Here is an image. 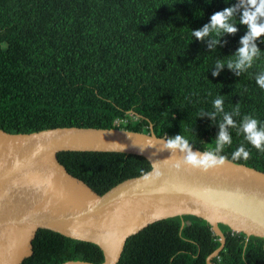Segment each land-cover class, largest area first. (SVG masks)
<instances>
[{
  "label": "trees",
  "instance_id": "trees-1",
  "mask_svg": "<svg viewBox=\"0 0 264 264\" xmlns=\"http://www.w3.org/2000/svg\"><path fill=\"white\" fill-rule=\"evenodd\" d=\"M237 0H0V128L29 133L55 127L117 128L168 139L181 134L199 151H213L220 117L213 111L223 95L224 109L239 104L264 124V72L260 56L240 77L227 66L212 76L216 61L227 62L247 27L222 37L208 51L191 31L210 22ZM226 41V43H225ZM246 90V91H245ZM115 119H125L115 124ZM231 145L222 155L264 173V152L229 129ZM243 144L250 157L232 159ZM61 162L115 182L147 169L146 161L119 152L66 151ZM224 242L212 264H264V239L243 236L217 224ZM219 241L198 217L171 218L146 226L124 240L115 264H205ZM89 241L56 232L38 233L31 253L19 264L101 263Z\"/></svg>",
  "mask_w": 264,
  "mask_h": 264
},
{
  "label": "water",
  "instance_id": "water-1",
  "mask_svg": "<svg viewBox=\"0 0 264 264\" xmlns=\"http://www.w3.org/2000/svg\"><path fill=\"white\" fill-rule=\"evenodd\" d=\"M166 140L150 130L68 126L11 133L0 128V264H19L29 256L42 230L92 242L102 252L98 264H115L127 237L185 216L205 220L218 238L205 264L222 248L219 223L264 239V173L226 159L208 170L191 168L179 154L162 150ZM66 151L138 155L147 169L111 182L63 164L60 155Z\"/></svg>",
  "mask_w": 264,
  "mask_h": 264
},
{
  "label": "clouds",
  "instance_id": "clouds-1",
  "mask_svg": "<svg viewBox=\"0 0 264 264\" xmlns=\"http://www.w3.org/2000/svg\"><path fill=\"white\" fill-rule=\"evenodd\" d=\"M238 14L239 24L245 25L247 32L240 38V47L232 55L235 59H229L227 62L219 59L216 61L211 73L213 77L219 76L225 65L228 70L240 77L242 73L252 68L254 62L259 58L261 50L257 46V40L264 38V0H237L234 5L212 14L210 22L202 28L191 31L193 38L201 43L207 42L208 51H213L221 46L222 37L238 32L235 22ZM261 42L264 43V40ZM255 80L259 88L264 90V72L257 74ZM213 109L211 112H202L199 116V118L208 117L213 123L217 121V117H220L219 122L214 123L219 130L215 137L213 151L194 152L193 145L181 134L168 137L162 150H168L172 155L179 154L181 162L186 166L208 170L225 162L226 157L221 153L225 146L232 143L229 129L237 128L248 144L256 150L264 152V124L252 115H245L237 125L234 117L240 116L239 104L237 103L231 112H226L223 95L213 101ZM250 155V152L241 144L232 154V159L247 160ZM159 175L160 173L157 171L155 176L159 177ZM144 178L148 180L149 176L146 175Z\"/></svg>",
  "mask_w": 264,
  "mask_h": 264
},
{
  "label": "built area",
  "instance_id": "built-area-1",
  "mask_svg": "<svg viewBox=\"0 0 264 264\" xmlns=\"http://www.w3.org/2000/svg\"><path fill=\"white\" fill-rule=\"evenodd\" d=\"M124 122H125V119H120V120L115 119V120H114V123H115V124H118V123H124Z\"/></svg>",
  "mask_w": 264,
  "mask_h": 264
}]
</instances>
